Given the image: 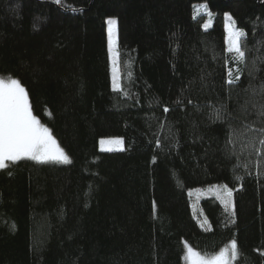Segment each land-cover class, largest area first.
I'll return each instance as SVG.
<instances>
[{"label":"trees","instance_id":"obj_1","mask_svg":"<svg viewBox=\"0 0 264 264\" xmlns=\"http://www.w3.org/2000/svg\"><path fill=\"white\" fill-rule=\"evenodd\" d=\"M0 78L70 160L0 170V264H185L232 240V264H264V0H0ZM225 184L232 210L201 197L194 217L189 193Z\"/></svg>","mask_w":264,"mask_h":264},{"label":"snow or ice","instance_id":"obj_2","mask_svg":"<svg viewBox=\"0 0 264 264\" xmlns=\"http://www.w3.org/2000/svg\"><path fill=\"white\" fill-rule=\"evenodd\" d=\"M55 2L59 4L61 0H55ZM204 7L207 5L205 4ZM225 16L229 20L225 29V51L234 54L237 60L244 61L246 54L242 49L241 38L245 37L247 33L234 27L235 21L232 20L230 14L226 13ZM108 23L113 25L115 21L110 19ZM204 27L206 28L207 24ZM111 31L110 28V34ZM235 71L239 73L238 68ZM227 75L232 77V67H227ZM239 78L237 74L235 79ZM226 82L231 84L233 80L228 79ZM164 111L167 112L168 109L165 108ZM216 116L218 119L220 118L218 111ZM261 143L264 144V140H261ZM25 157L41 163L48 161L70 162L69 157L58 146L50 130L33 115L28 93L21 82L15 78H0V170L6 169L9 162L15 163ZM221 187L223 192H218L217 196L225 208L230 209L233 207V190L227 184ZM230 245V249L225 248L210 257L201 256L191 248L188 249L187 254L191 259V264H231V260L240 253L236 240L230 241Z\"/></svg>","mask_w":264,"mask_h":264},{"label":"rangeland","instance_id":"obj_3","mask_svg":"<svg viewBox=\"0 0 264 264\" xmlns=\"http://www.w3.org/2000/svg\"><path fill=\"white\" fill-rule=\"evenodd\" d=\"M201 6H202V8L201 7H198V8H199V10H202V9L205 10L206 15H207V23L206 24H207V26H209L212 23L211 20H210V13L206 9V7H204V5H201ZM110 19L114 20L115 24L109 25L108 21ZM228 23H229V20L224 15V30L226 29V25ZM110 28L112 30L111 34L109 32ZM225 33H226V31H225ZM106 34H107V39H108V53H109L111 83H112V87L116 88V86H114V85L117 84L118 77H119V71H118V66H117V62H116V54H117L116 53V50H117L116 35H117V28H116V20L114 18H109V19L106 20ZM117 141H119V142H117ZM123 148H124L123 140L121 138H118V137H115V138H102L98 142V149H99V151H102V152L121 151V150H123ZM23 159H30V158L25 157ZM221 186H223V185H212V186H208V187L203 188V189L193 190V191H191L189 193L190 199L192 198L190 207H191V211H192L194 217H197L196 216L197 213H201V215L204 217V215L202 214V211L198 208V203H199L198 199L201 198V197L214 198L215 200H217L225 208L224 204L222 203V201L217 196L218 192H223V188ZM232 208L227 209V210L231 211ZM230 247H231V245L229 244L227 248L230 249ZM188 249H189V247L186 246L185 247V264H191V259L189 258L188 254H187ZM233 260H231V264H232Z\"/></svg>","mask_w":264,"mask_h":264}]
</instances>
